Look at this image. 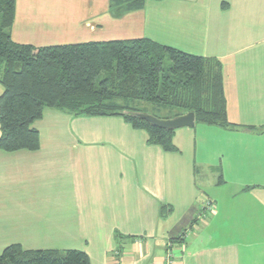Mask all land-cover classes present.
Instances as JSON below:
<instances>
[{
    "label": "crops",
    "instance_id": "0c3cea01",
    "mask_svg": "<svg viewBox=\"0 0 264 264\" xmlns=\"http://www.w3.org/2000/svg\"><path fill=\"white\" fill-rule=\"evenodd\" d=\"M115 12L110 0H15L9 35L36 47L145 38L217 62L234 127L175 129L167 152L120 116L45 109L32 124L38 149L0 150V254L18 245L81 250L90 264H264V0H143Z\"/></svg>",
    "mask_w": 264,
    "mask_h": 264
},
{
    "label": "trees",
    "instance_id": "16d2710c",
    "mask_svg": "<svg viewBox=\"0 0 264 264\" xmlns=\"http://www.w3.org/2000/svg\"><path fill=\"white\" fill-rule=\"evenodd\" d=\"M117 14L143 0H110ZM15 0H0V150H36L33 122L47 108L80 116H120L148 142L175 151L174 130L140 119L133 103L192 112L195 122L234 127L226 116L217 62L150 39L90 41L36 47L11 40ZM103 73V77L99 78ZM143 113V112H141ZM172 117V118H173ZM0 264H90L81 250H23L9 245Z\"/></svg>",
    "mask_w": 264,
    "mask_h": 264
},
{
    "label": "water",
    "instance_id": "95a60500",
    "mask_svg": "<svg viewBox=\"0 0 264 264\" xmlns=\"http://www.w3.org/2000/svg\"><path fill=\"white\" fill-rule=\"evenodd\" d=\"M135 114L138 118L143 119L154 126L167 130H175L182 127H193L195 124V116L192 112H187L170 119H160L141 112H136Z\"/></svg>",
    "mask_w": 264,
    "mask_h": 264
},
{
    "label": "rangeland",
    "instance_id": "374dc122",
    "mask_svg": "<svg viewBox=\"0 0 264 264\" xmlns=\"http://www.w3.org/2000/svg\"><path fill=\"white\" fill-rule=\"evenodd\" d=\"M102 77H103V73L100 74L99 78H102ZM133 105H134L133 107L138 109L139 111L155 116L160 119H170L176 113V110L162 108V107L156 106L148 102L137 101V102H134Z\"/></svg>",
    "mask_w": 264,
    "mask_h": 264
},
{
    "label": "built area",
    "instance_id": "2783aa9c",
    "mask_svg": "<svg viewBox=\"0 0 264 264\" xmlns=\"http://www.w3.org/2000/svg\"><path fill=\"white\" fill-rule=\"evenodd\" d=\"M204 206L206 208H211V204L209 202H205ZM187 234V233H186ZM169 263V261L167 262V264Z\"/></svg>",
    "mask_w": 264,
    "mask_h": 264
}]
</instances>
